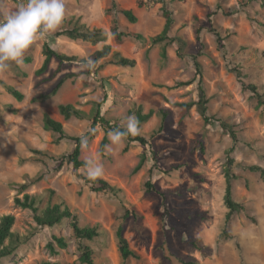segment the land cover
<instances>
[{
  "label": "rangeland",
  "instance_id": "rangeland-1",
  "mask_svg": "<svg viewBox=\"0 0 264 264\" xmlns=\"http://www.w3.org/2000/svg\"><path fill=\"white\" fill-rule=\"evenodd\" d=\"M117 1L134 11L136 22L115 13L109 0H65L60 29L33 45L23 66L0 73V132L7 133V139L0 134V218H15L7 240L15 248L1 264H85L70 222L38 226L29 209L15 204L25 193L43 201L59 197L81 224L100 223L103 233L86 241L96 264H264V179L247 169L264 168V107L247 88L251 83L260 92L264 88V0ZM21 2L2 0L1 11ZM162 6L173 19L169 36L182 44L174 39L151 43L164 25ZM114 19L122 31L144 39L116 41L110 33ZM78 25L103 29L106 37L92 43L61 33ZM211 26L225 38L222 42ZM45 45L72 59L52 58L37 73ZM105 46L134 58L135 65L114 64L109 55L94 61L93 70H83L84 58L93 60ZM5 85L23 98L13 97ZM62 104L84 115L66 119ZM138 108L151 112L140 125L149 144L126 138L112 145L110 131L98 123L80 149L81 160L93 156L103 164L102 178L121 189V196L93 191L80 177L85 166L75 169L67 160L74 142L43 122L48 114L66 134L80 136L97 110L123 127ZM228 168L237 176L234 199L244 209L226 223ZM119 225L138 258L121 257ZM54 235L64 236L67 245L57 247Z\"/></svg>",
  "mask_w": 264,
  "mask_h": 264
},
{
  "label": "trees",
  "instance_id": "trees-1",
  "mask_svg": "<svg viewBox=\"0 0 264 264\" xmlns=\"http://www.w3.org/2000/svg\"><path fill=\"white\" fill-rule=\"evenodd\" d=\"M109 2L111 9L115 13L122 15L129 22L137 21V16L132 9L122 7L117 0H109ZM137 3L141 5L143 1L138 0ZM1 5H2V0H0V12H2ZM161 14L164 17L163 28L159 33L150 37L151 43L155 44L161 41L170 42L174 39L182 44L183 42H181L179 38H171L169 36L170 27L173 19L170 16L168 10L164 6L161 7ZM211 31H213V33L215 34L218 42H222L225 39L222 38L221 34L216 28H214V26H211ZM61 33L72 39L88 40L92 43L101 41L106 37V32L103 29L89 28L86 25L74 26L72 28L63 30ZM110 33L116 41H122L123 39L128 37H133L135 39H141V40L144 39V37L141 34H134V33L122 31L119 28L116 19L113 20V24L110 28ZM221 47L224 48L225 46L221 45ZM43 53L45 57L42 65L37 70V73H42L47 68L52 58H56L59 61L72 59L71 57L65 56L60 52L55 51L53 48H51L48 45H45ZM109 55L112 57L113 63L120 66H134L136 63L134 58H128L122 56L117 52L111 53L110 48L108 46H105L103 49L96 50L92 55V59L93 61H96L97 59L108 57ZM194 65L196 70L199 71V75H200V67L196 60L194 62ZM239 70L240 68L234 69V71H236L237 73H239ZM5 87L7 91L16 99L21 100L23 98V94L16 88L10 85H5ZM247 88L258 98L260 105L264 107V88H262L263 90L260 92L259 88L254 83L247 84ZM59 111L66 119L72 116L82 117L84 115L82 110L70 104L60 105ZM162 113H163L162 117L164 119L166 117L165 115L167 112L162 111ZM150 115L151 112L143 113L141 108H138L135 112V116L139 120L140 125L141 123L146 121L150 117ZM43 122H44V127L46 129L51 130L52 132L58 134L59 137L61 138H67L74 142L73 148L67 154L66 157L68 162L71 163L73 168L75 169L84 167V161L80 159L82 135H86L87 137L93 136L96 131L95 127L98 123L102 127H104L107 131H111L115 128L123 129V127L118 126L115 123H110V121L106 117L100 114L99 110L96 111L92 119L90 129L80 136H71L66 134L61 122L55 120L48 114L44 115ZM231 135L233 138H235L234 132H231ZM127 138L129 141H136L144 146L150 143L149 139H146L144 136L141 135L135 137L128 136ZM106 140L107 138L106 136H104L102 139V144H104ZM141 163L142 160L136 166V169L140 167ZM247 169L250 171L258 172L261 178L264 179V168L258 165H248ZM80 177L86 183L89 184L90 188L93 191H103L119 196H121L122 194L121 189L111 185L104 178H98L95 181H91L87 178L86 173L80 174ZM226 177L227 178H226L224 202L228 208L225 218V222L228 223L231 220L233 214L238 212L239 210H243L244 206L240 202H237L234 199V195H233V181L234 179L237 178V176L234 173L230 172V169L228 168ZM147 186L150 187V184L148 182H147ZM15 204L22 208L29 209L32 212L33 220L40 227H52L62 223L63 221H69L73 230L74 237L78 241V248L80 251L79 259L85 264H96L94 260L93 250L88 244H86V241H91L103 233L104 230L100 223H96L92 226L81 224L79 215L74 210H72L71 207L64 200H62L59 197H56L55 200H52V198L50 197L48 198L47 201H43L42 199H38L36 195L25 193L22 198L19 197L15 198ZM126 213L127 214L131 213L132 215H134V212L127 211ZM14 220L15 218L12 214L3 215L0 218V264L5 257L10 256L12 254L15 248V246L12 245V240L7 242V240H9L10 237L13 236V233L11 232V227L14 224ZM116 237H117V243L121 257L124 260L130 257L138 258L136 252L132 250V248L130 247L128 240L123 236L122 225H119L117 227ZM53 240L55 241L57 247H65L67 245L66 238L64 236L54 235ZM49 247L51 248V251L55 253V246L50 244ZM182 263L194 264L191 261H184V260H182ZM40 264H57V263L54 261H44Z\"/></svg>",
  "mask_w": 264,
  "mask_h": 264
},
{
  "label": "clouds",
  "instance_id": "clouds-1",
  "mask_svg": "<svg viewBox=\"0 0 264 264\" xmlns=\"http://www.w3.org/2000/svg\"><path fill=\"white\" fill-rule=\"evenodd\" d=\"M66 17L65 0H22L7 12H0V73L13 65L23 66L26 52L47 35L58 31ZM83 70L91 71L95 63L84 58ZM140 122L135 115L126 118L123 129L115 128L108 133L112 145H120L128 136L142 135ZM7 139L6 132H0ZM88 138L81 137L86 147ZM108 147V146H106ZM87 178L95 181L104 175L103 164L93 156L84 161Z\"/></svg>",
  "mask_w": 264,
  "mask_h": 264
}]
</instances>
